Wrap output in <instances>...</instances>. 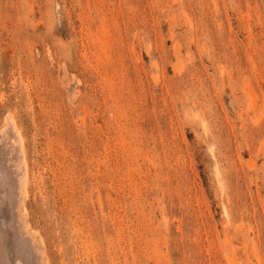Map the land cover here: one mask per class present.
<instances>
[{"label": "rangeland", "instance_id": "374dc122", "mask_svg": "<svg viewBox=\"0 0 264 264\" xmlns=\"http://www.w3.org/2000/svg\"><path fill=\"white\" fill-rule=\"evenodd\" d=\"M7 114L47 264H264V0H0Z\"/></svg>", "mask_w": 264, "mask_h": 264}, {"label": "bare ground", "instance_id": "6f19581e", "mask_svg": "<svg viewBox=\"0 0 264 264\" xmlns=\"http://www.w3.org/2000/svg\"><path fill=\"white\" fill-rule=\"evenodd\" d=\"M76 84H66V89L71 91ZM3 120L0 124V264H47L41 238L27 220L31 169L25 140L12 115L7 114Z\"/></svg>", "mask_w": 264, "mask_h": 264}]
</instances>
